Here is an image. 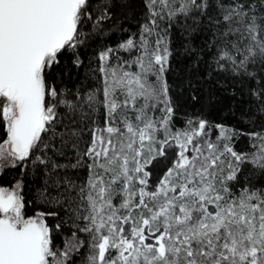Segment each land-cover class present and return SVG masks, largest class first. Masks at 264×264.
Returning <instances> with one entry per match:
<instances>
[{
    "label": "snow or ice",
    "instance_id": "snow-or-ice-1",
    "mask_svg": "<svg viewBox=\"0 0 264 264\" xmlns=\"http://www.w3.org/2000/svg\"><path fill=\"white\" fill-rule=\"evenodd\" d=\"M126 2L0 0V176L19 170L0 184V264H264V124H177L169 82L183 19L212 32L209 76L264 85V0H141L138 32L86 63Z\"/></svg>",
    "mask_w": 264,
    "mask_h": 264
},
{
    "label": "trees",
    "instance_id": "trees-1",
    "mask_svg": "<svg viewBox=\"0 0 264 264\" xmlns=\"http://www.w3.org/2000/svg\"><path fill=\"white\" fill-rule=\"evenodd\" d=\"M142 12L141 0H127L126 6L119 10V18L111 34L96 37L91 47L86 50L81 49L82 59L87 63L93 53L102 46L114 47L128 36L137 33L139 25L143 23ZM186 24L187 26L181 19L177 25H174L171 33L173 57L169 82L173 86V94L178 104L177 124L182 123L185 114H195L212 123L223 124L242 132L258 130L259 126L264 124V119H261L256 112L257 102L250 93L252 89H258L264 85L247 78L241 83L238 78L229 77L224 73L213 72L209 76L211 58L207 53L212 32L203 26L197 27L191 20H188ZM193 28L196 30L193 31ZM193 49L195 51H192ZM259 75L258 73V77ZM192 95H196L198 99L192 101ZM253 119L254 124L251 122ZM235 147L238 152L249 151L247 136H240ZM18 173V169L16 172H5L3 176H0V184L11 185L15 179L19 178ZM246 174L247 166H245V173L241 175V182ZM25 183L26 199L32 200L34 193L43 185V177L29 175L25 178ZM36 207L41 206L36 205ZM42 210H55V206H48ZM28 214H32V206H29ZM57 222V218L48 217L49 225L54 226ZM64 235L70 236L71 229L65 228ZM55 242L63 246L59 235L55 236Z\"/></svg>",
    "mask_w": 264,
    "mask_h": 264
}]
</instances>
